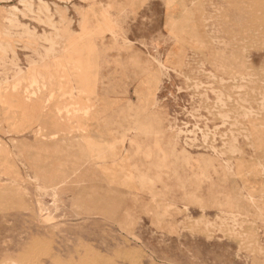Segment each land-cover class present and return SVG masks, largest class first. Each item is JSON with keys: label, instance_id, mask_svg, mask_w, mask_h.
I'll return each mask as SVG.
<instances>
[{"label": "rangeland", "instance_id": "374dc122", "mask_svg": "<svg viewBox=\"0 0 264 264\" xmlns=\"http://www.w3.org/2000/svg\"><path fill=\"white\" fill-rule=\"evenodd\" d=\"M263 107L264 0H0V264H264Z\"/></svg>", "mask_w": 264, "mask_h": 264}, {"label": "bare ground", "instance_id": "6f19581e", "mask_svg": "<svg viewBox=\"0 0 264 264\" xmlns=\"http://www.w3.org/2000/svg\"><path fill=\"white\" fill-rule=\"evenodd\" d=\"M41 1V0H40ZM46 3V2H45ZM33 6V5H32ZM45 7V6H44ZM48 7V6H47ZM47 7H45V8H47ZM41 8H43V6L41 7ZM44 11H45V9H44ZM15 24V23H14ZM48 39V38H47ZM7 45V44H6ZM65 45V44H64ZM64 45H62V46H64ZM52 53H53V51H52ZM54 57V56H53ZM54 59H57V58H54ZM12 62V61H11ZM58 62L56 61V64H57ZM58 64H60V63H58ZM61 65V64H60ZM45 67V66H44ZM61 67V66H60ZM59 67V68H60ZM16 68V67H15ZM60 70V69H59ZM20 71V70H19ZM22 71V70H21ZM42 71H43V69H41V68H34V72H35V74L36 73H42ZM22 73H23V71H22ZM22 73H21V75H22ZM18 74H20V73H18ZM53 75V74H52ZM20 76V75H19ZM53 76H55V75H53ZM43 77H45V76H43ZM48 77V76H47ZM19 85V84H18ZM262 85V84H261ZM15 90V89H14ZM3 97V96H2ZM34 98V97H33ZM4 99V98H3ZM29 103V102H28ZM65 103V102H64ZM63 103V104H64ZM6 104V103H5ZM25 104V103H24ZM245 104V103H244ZM71 105V104H70ZM69 104H68V106H70ZM25 106H26V104H25ZM64 106H65V104H64ZM67 106V107H68ZM27 107V106H26ZM25 107V108H26ZM71 107V106H70ZM63 108V107H62ZM69 108V107H68ZM264 108V107H263ZM72 109H73V105H72ZM72 109H69V110H71V111H73ZM64 110V109H63ZM84 111H85V109H83ZM219 110V109H218ZM26 111V110H25ZM28 111V110H27ZM26 111V113H28L29 115L32 113V114H34V110H33V112H31L30 110L27 112ZM65 111V110H64ZM64 111H63V113H64ZM61 112V111H60ZM70 112V111H69ZM67 113V112H66ZM68 115H69V113H68ZM231 115V114H230ZM28 116V115H27ZM224 119V118H223ZM225 125V124H224ZM212 145V144H211ZM220 151V150H219ZM229 170V169H228ZM209 221V220H208Z\"/></svg>", "mask_w": 264, "mask_h": 264}]
</instances>
